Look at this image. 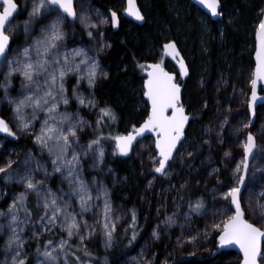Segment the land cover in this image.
<instances>
[{"label":"snow or ice","instance_id":"obj_1","mask_svg":"<svg viewBox=\"0 0 264 264\" xmlns=\"http://www.w3.org/2000/svg\"><path fill=\"white\" fill-rule=\"evenodd\" d=\"M199 4L205 7L211 17H222L224 15L221 9V0H198ZM46 5L48 7H46ZM2 11H0V64L7 65L8 72L5 75V83L0 84L4 89L5 99L12 107L13 119L17 122L18 131H13L9 122L0 116V132L8 133L12 137L18 138V132H27L34 136L36 144L41 150H47L52 157V172L61 174V183L67 181L69 191L65 193L63 188L59 189V194L46 185L49 172L46 167L39 162H35V168L25 169L22 172L19 169H13L14 161L9 158L7 162L0 166V174H4L3 179L7 181L15 180L23 184L25 192L19 195L10 204L7 212L0 211V217H7V224L0 223V232L5 227L10 230L6 241L5 250L12 253L11 258H5L4 264H27L28 253L24 250L26 239L23 235L25 228L30 223H39L40 231H35L32 238L38 239L43 232H51L59 228L65 233L59 241L54 242L48 239L43 250L37 246L38 256L43 260H37L36 264H68L67 250L76 248L88 257L87 264H92L91 257L93 253L88 250L85 241H90L99 227L104 236V246L110 249L114 246V233L116 232V221L118 216H113V207L110 200V193L107 188L98 189V195L93 198L91 189L83 177L82 156L92 154L93 167L103 163L104 147L101 144L102 134L95 139H91L86 144L80 143L78 135V126L85 125L88 122L82 116L60 111L61 105L67 106L70 103L68 89L66 87V78L71 73L78 75L77 84L73 86V96L80 105H89L95 107L97 101L86 99L82 94L76 92L80 80H87L88 86L94 87L98 77H107V71L101 69L99 61L90 57L82 48L64 49V41L67 33L64 31V23L68 17L73 20L78 18L74 5V0H38L34 3L30 12V18L42 17L47 23L42 22L39 33L34 35L30 32L28 24H25L26 41L18 46L15 51L9 47L13 39V29L11 17L16 12L18 4L15 0H2ZM43 10V11H42ZM127 12L137 21L144 22L145 15L136 6L135 0H128ZM260 14L264 17V8L260 9ZM82 23L92 25L87 16H80ZM111 20L119 26V19L115 11L111 13ZM107 23L105 19L102 21ZM92 36V32H88ZM222 35V33H221ZM256 37L258 40V49L256 52V70L255 78L251 83L253 89L258 80H264V18L258 21ZM111 45L106 44L105 47ZM162 51L165 56L178 59L181 72L184 76L188 75L187 65L183 62V57L179 54V49L175 40H169L162 45ZM79 57L77 62L76 58ZM81 65L87 67L84 72ZM142 70L147 71V80L144 82V95L150 101L151 110L147 119L139 128L133 126V130L127 135H117L115 140V150L119 155L127 156L132 150V144L137 136L145 132L155 133V148L158 150V156L152 157L154 171L163 176L171 173L170 162L176 160L183 161L186 157H191L193 152L187 150L185 145V127L190 119H195L190 112H187L181 101V84L176 82L175 75L165 70L163 61L150 65L138 64ZM150 69V70H149ZM15 72H20L24 78L22 87L27 89V94L22 98H13L8 95V87L11 83V76ZM256 92L253 90L251 105L253 115L255 113ZM206 106V105H205ZM32 108L31 118H26L24 109ZM38 112L45 113V119L42 121L39 131L33 128V121L37 119ZM100 117L97 123H101L104 117L110 120L116 119V114L110 106H104L99 109ZM227 123V120L224 121ZM244 124L243 127H248ZM222 128V126H221ZM210 131V130H209ZM219 135V133H218ZM183 141V143H182ZM244 159L241 165L234 169L236 174V184L228 187L223 193L224 199L228 203V211L233 214L227 215L226 220L221 224H214V227L220 228L222 234L219 237L221 246L236 244L243 252V264H260L262 257L261 244L264 241V227L257 226L250 222L251 216L245 218V208L252 213L251 198L247 205L242 203V188L245 186V180L249 174V160L254 158V149H257L255 136L249 132L246 135V141L243 144ZM260 151H264L261 148ZM228 155V153H226ZM34 157H26L23 161L28 164ZM36 169L44 174V179H37L34 175ZM262 172L264 178V169H256ZM240 173H243L242 175ZM151 184V182H149ZM31 190L37 197V207L42 209L37 221L32 220L31 210L27 206L28 191ZM103 195L102 218L96 219L94 223H89L87 219H82L85 212L91 210L94 199H100ZM75 197L79 201L80 211L73 209L71 199H64V196ZM258 196H264V189L259 190ZM234 205V209L232 206ZM189 207L194 212L204 210V202L198 200ZM257 207L260 209L261 218L264 219V203L258 200ZM23 210L24 216L21 218L20 212ZM217 212L220 210L217 209ZM214 215L216 213H213ZM133 228H135L136 214L133 210L131 214ZM173 217H168L165 224H173ZM156 238L159 234L153 233ZM137 231L133 230L129 243L135 241ZM194 239V238H193ZM73 240L76 243H73ZM63 254V256L61 255ZM76 256L75 252H72ZM78 264H85L80 256H76ZM104 264H109L105 257Z\"/></svg>","mask_w":264,"mask_h":264},{"label":"rangeland","instance_id":"obj_2","mask_svg":"<svg viewBox=\"0 0 264 264\" xmlns=\"http://www.w3.org/2000/svg\"><path fill=\"white\" fill-rule=\"evenodd\" d=\"M15 2L18 4L19 11L12 20L13 39L9 45L12 51H15L18 46L26 42H31V40L26 41L25 39L28 35L24 31L26 22L30 32L34 35L39 33L42 22L47 23L42 17L30 18L29 14L32 6L38 0H15ZM46 7L48 6L46 5ZM75 8L78 18L71 21L68 17L64 23V31L67 33L64 49L69 51V55H71V49H84L90 57L96 58L101 69L108 73V69L103 63V57L111 47H105L106 44L111 45L108 29L109 27H113L114 30L119 28V15L116 13L119 19V26H116L111 20L113 11L99 6L93 0H75ZM0 10H2V7ZM80 16H87L90 23L94 26L89 27L88 24L82 23L79 19ZM105 19L108 21L107 23L102 22ZM89 31L92 32V36L88 35ZM79 59V57L76 58L77 62ZM81 68L84 72L87 71L86 66L81 65ZM7 72V65L0 64V84L5 83ZM107 78L108 76L106 78L98 77L95 86L91 88L88 86L86 79L80 80L79 87L75 89L76 92L82 94L86 99L94 98L97 101L96 106L91 107L87 104L80 105L75 99L73 86L77 84L78 75L76 73L69 74L66 78V87L70 103L67 106L61 105L60 107L61 112L72 113L74 118L78 113L79 116H82L88 122L85 125L78 126L81 144H86L101 134L103 136L101 140V144L104 147L103 163L93 167L92 154L89 153L88 156H82L83 177L91 189L93 198L98 195V189H108L113 207V216H118L119 219L116 221L117 227L112 248H105L104 236L99 227L91 240L85 241L88 250L93 253L91 257L92 264H104L105 257H107L109 264H157L158 254L155 252V245L164 241H171V237L175 234L177 243L185 245L189 242L194 252L195 250H208L210 248V237L216 232L221 233V229L213 225L221 224L222 221L226 220L227 215L233 214L228 211L229 202L224 199L223 193L228 190V187L234 186L237 182L234 169L237 165L242 167L241 161L245 158L243 144L249 132H252L255 136L257 149H255L254 158H252L249 165V174L242 194V203L247 205L249 198H251L252 213L246 207V218L248 219L251 216L250 222L264 227V219L261 218L260 209L257 207L258 200L264 203V196H258L259 190L264 189V178H262V172L256 170L264 169V151H260L261 148H264V106H262L257 110L253 127H251V116L249 113L246 116L240 114L241 112L238 110L232 113L228 112L227 115L222 116V113L216 110L215 112H210V123L204 137L205 144L208 147V156L195 169L199 174L198 184L200 183L204 188H207L209 192L208 194L194 195L191 199H186L184 196V191L189 185V180L184 170L185 161L188 157L183 161L170 162L171 173L168 176H163L154 171L153 160L151 159L158 155L155 150L154 139L147 137L140 141L132 152L133 158L140 164L142 177L145 179V190L152 196H156V198L153 204L142 198L140 219L139 222L137 221V228H133L131 218L133 211H130L127 205L128 197L124 194L128 177L118 167L123 157L115 150L116 142L113 139L117 135H127L132 129L127 127L123 130L125 133L121 132L118 134L117 129L114 127L115 120H110L107 117H104L101 123H97V119L100 117L99 109L103 106H101L96 91L99 85ZM22 81H24V78L20 72L13 73L7 90L9 96L22 98L23 95L27 94V89L22 87ZM237 95L234 103L242 100L240 99L241 90L238 91ZM249 101L250 97L248 104ZM12 107L8 100L5 99L4 89L0 88V116L9 122L13 131H18L17 122L13 119ZM31 113V107L24 109L26 118L30 119ZM190 113L195 116L193 112ZM44 119L45 113L38 112L37 119L33 121V128L36 132L39 131ZM225 120H227V123H224ZM244 124H249V126L243 127ZM215 147L222 153L219 163L215 156L212 155ZM185 148L189 150L188 142ZM29 156L34 157V160L30 159L28 164H24L23 161ZM9 158L14 161L9 171L17 169L19 166L22 172L25 169L35 168V162H39L48 169L50 174L46 180L48 187H51L58 194L61 187L65 193L69 191L67 181L64 180L61 183V174L52 172V157L47 150H41L32 134L18 132V138L12 137L8 133L0 135V166L4 165ZM240 174L242 175L243 173ZM34 175L37 179H44V174L39 169L35 170ZM3 176L4 174H0V211L7 212L13 200L19 193L25 192L26 188L15 180L7 181L3 179ZM27 191V206L31 210L32 220L37 221L42 209L36 206V195L31 190ZM64 199H71L73 204V209L71 210L80 211L78 199L67 195L64 196ZM103 199L102 194L100 199H94L91 210L78 218L87 219L89 223H94L96 219H101ZM198 200H202L205 207L201 212H194L189 205H194ZM217 209L220 211L217 212ZM213 213L216 214L214 215ZM20 216L23 218V210H21ZM170 216L174 218L175 223L165 224V220ZM7 220V217H0V223L2 224L6 225ZM126 230L130 231V236L125 240L123 247L128 253L122 258L114 260L112 253L117 248L118 234ZM133 230L137 231V236L135 241L129 243ZM35 231H40L39 223L28 224L23 233L24 237L27 238L24 245V250L28 253L27 264H36L37 260L44 259L42 256L37 255V246L43 250L48 239L56 242L65 235L59 228H56L51 232H43L38 239H35L32 238V234ZM154 232L159 234V238L153 235ZM9 234L10 230L7 227H5L3 232H0V264H4L5 258L8 257L10 259L12 255L10 251L5 250ZM73 243H76V241L73 240ZM72 252H75L76 256H80L81 260L87 264L89 258L85 257L82 251L71 247L67 250L68 264H78L76 256H73ZM61 255L63 256V254ZM175 257L176 254L171 253L169 250L161 258L160 264H171ZM260 262L264 264V249Z\"/></svg>","mask_w":264,"mask_h":264},{"label":"trees","instance_id":"obj_3","mask_svg":"<svg viewBox=\"0 0 264 264\" xmlns=\"http://www.w3.org/2000/svg\"><path fill=\"white\" fill-rule=\"evenodd\" d=\"M93 1L115 11L120 19L117 30L113 27L108 29L111 47L103 57L108 78L96 91L101 106H110L115 112L114 127L118 134L127 127L132 130L133 126L139 127L149 115V105L143 94L146 70L138 64L148 65L162 60L166 69L176 73L177 80L183 84L184 107L195 114L186 132L188 147L193 155L185 161L184 170L189 185L184 196L191 199L194 195L208 194V189L198 184L199 174L195 169L208 156L204 137L210 123L209 114L215 110L222 116L238 110L246 116L249 113L256 30L262 18L260 9L264 8V0H221L224 15L219 21H213L188 0H138L146 18L143 26L122 16L124 0ZM169 40L176 41L187 63L189 77L185 81L180 78L178 68L163 54L162 45ZM239 90L242 100L238 104L234 103V99ZM212 155L218 163L221 161L222 153L216 147ZM118 167L128 177L124 194L128 197L130 211H135L137 228L142 198L153 204L156 196L145 190V179L133 154L123 158ZM219 234L216 232L210 237L207 251L195 252L189 242L185 245L177 243L175 234L171 241L155 245L157 264L169 250L176 254L171 264H241L237 253L218 248ZM129 236V230L118 234L117 248L112 253L114 260L128 253L123 246Z\"/></svg>","mask_w":264,"mask_h":264},{"label":"water","instance_id":"obj_4","mask_svg":"<svg viewBox=\"0 0 264 264\" xmlns=\"http://www.w3.org/2000/svg\"><path fill=\"white\" fill-rule=\"evenodd\" d=\"M188 1H190L192 4H194L195 6H197L202 12H204L207 16H209L213 21H219V20H221L222 18H223V16L222 17H211L210 16V13L208 12V10L205 8V7H203L201 4H199V2H198V0H188ZM124 3H125V8H124V11H123V13H122V16L124 17V18H126V19H128V20H130V21H132L133 23H135V24H137V25H139V26H143L144 24H145V22H146V18H145V21L144 22H140V21H137L134 17H132V16H130L129 14H128V12H127V8H128V0H124ZM135 3H136V6L137 7H139V9L141 10V7H140V5H139V3H138V0H135ZM0 4H2V0H0ZM74 5H75V0H74ZM1 8V7H0ZM221 9H222V4H221ZM3 10V9H2ZM2 10H0V11H2ZM18 11H19V7L17 8V10H16V12L13 14V16L10 18L11 19V21L14 19V17L17 15V13H18ZM141 12H142V10H141ZM143 13V12H142ZM262 18H264V17H262ZM69 19L70 20H73L71 17H69ZM255 46H256V50H255V55H254V64H255V67H254V74H253V79L255 78V70H256V52H257V49H258V40H257V37L255 38ZM179 54H180V56L181 57H183L182 56V54H181V52H180V50H179ZM167 58L178 68V71H179V75H180V78L182 79V81H185V80H187L188 79V77H189V70H188V75L187 76H184L183 74H182V72H181V68H180V63L178 62V59H173L172 57H170V56H167ZM183 62L187 65V63H186V61L183 59ZM153 63H159V62H153ZM153 63H149L148 65H150V64H153ZM164 66V65H163ZM164 68H165V70L166 71H168L167 69H166V67L164 66ZM187 68H188V66H187ZM150 70V69H149ZM168 72H170V71H168ZM171 73H173L174 75H175V78H176V82L177 83H180L178 80H177V75H176V73H174V72H171ZM145 77H146V80H147V71H145ZM145 80V81H146ZM181 84V101H182V96H183V90H184V87H183V84L182 83H180ZM145 90V89H144ZM253 90H255V92H256V101H255V113H254V115H253V108H252V105H251V98H252V92H253ZM262 92H264V80H258L257 81V84H256V86H255V89H253V86H251V94H250V101H249V105H248V111H249V114H250V116H251V127H253V125H254V121H255V118H256V115H257V110L260 108V107H262V106H264V93H262ZM144 98L146 99V101L148 102V105H149V114H150V110H151V105H150V101H148V99H147V97L144 95ZM186 109V111L188 112V110H187V108H185ZM193 116V115H192ZM194 117V116H193ZM193 121V119H190L189 120V122H188V124L186 125V127H185V138H186V132H187V130H188V128H189V126H190V123ZM140 127V126H139ZM139 127H137V128H139ZM252 133V132H251ZM2 134H5V133H3V132H0V135H2ZM147 137H152L153 139H154V141H155V133H152V132H145L143 135H140V136H137V138H136V140L133 142V144H132V150H131V152L127 155V156H123V155H121L123 158H127V157H130L131 156V154H132V152H133V150H134V148L136 147V145L140 142V141H142L143 139H145V138H147ZM256 140V139H255ZM182 143H183V141H182ZM155 150H156V152H157V154H158V150L155 148ZM254 151H255V149H254ZM158 156V155H157ZM251 160H252V158L249 160V165H250V162H251ZM157 174H159V173H157ZM247 179V178H246ZM245 183H246V180H245ZM245 187V186H244ZM244 187L242 188V193H241V195L243 194V190H244ZM232 208L234 209V205L232 206ZM245 218H246V214H245ZM247 219V218H246ZM222 234V232L219 234V236H218V239H217V243H218V248L220 249V250H222V251H232V252H235V253H237L240 257H241V264H243V252H242V250L239 248V246L238 245H236V244H228V245H224V246H221V244H220V240H219V237H220V235ZM263 249H264V241H262V244H261V252L263 253ZM261 259V258H260ZM260 264H261V262H260Z\"/></svg>","mask_w":264,"mask_h":264},{"label":"flooded vegetation","instance_id":"obj_5","mask_svg":"<svg viewBox=\"0 0 264 264\" xmlns=\"http://www.w3.org/2000/svg\"><path fill=\"white\" fill-rule=\"evenodd\" d=\"M72 21V20H71ZM262 93H264V92H262Z\"/></svg>","mask_w":264,"mask_h":264}]
</instances>
